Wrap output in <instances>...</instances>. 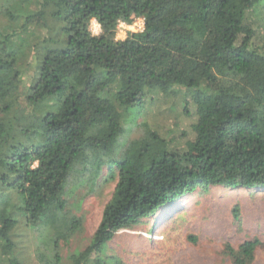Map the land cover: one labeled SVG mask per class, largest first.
I'll return each mask as SVG.
<instances>
[{"label":"trees","instance_id":"1","mask_svg":"<svg viewBox=\"0 0 264 264\" xmlns=\"http://www.w3.org/2000/svg\"><path fill=\"white\" fill-rule=\"evenodd\" d=\"M38 1L3 8L8 26L47 35L27 82V49L0 30V262L22 264L14 232L24 220L52 249L42 264H63L60 244L79 230L64 214L68 188L105 167L116 187L74 264H109L120 231L197 190L264 191V0ZM138 19L142 32L116 39ZM145 104L142 135L126 140L128 114ZM233 213L241 223L238 205ZM260 246L226 244L224 254L253 264Z\"/></svg>","mask_w":264,"mask_h":264},{"label":"rangeland","instance_id":"2","mask_svg":"<svg viewBox=\"0 0 264 264\" xmlns=\"http://www.w3.org/2000/svg\"><path fill=\"white\" fill-rule=\"evenodd\" d=\"M6 2L0 0V30L11 36L16 49L22 46L27 49L28 55L19 66L28 82L29 72L35 63L33 49L45 38L47 32L35 25L27 31H22L17 24L8 26L3 10ZM18 6L15 12L28 8L35 10L39 1L30 0V3L23 4L12 0L11 10ZM260 18L256 19L261 29L259 32L264 31V21ZM140 25L139 20L128 28L119 24L116 39H126L130 32L138 31ZM91 29L96 35L101 33L95 20ZM147 105L128 114L126 140L142 135L141 123L145 121L143 113L148 109ZM169 122L171 125L174 121L171 119ZM184 124L186 126L187 122ZM163 125L166 126V121ZM116 183L115 179L108 177L105 167L99 179H88L81 186L68 188L64 214L79 220V230L68 242L60 244L59 255L63 264H74L70 260L71 256L83 251L90 243ZM237 205L240 207L241 223L234 218L233 209ZM255 238L261 241L262 246L257 249L253 264H264V191L213 187L206 191L197 190L156 217L144 221L140 227L120 231L107 244L104 257L109 264H233L224 254L225 245L238 248L242 243ZM44 240H40L38 231L26 225L24 220L20 221L14 232V241L15 251L22 264H42V254L50 258L54 255Z\"/></svg>","mask_w":264,"mask_h":264},{"label":"built area","instance_id":"3","mask_svg":"<svg viewBox=\"0 0 264 264\" xmlns=\"http://www.w3.org/2000/svg\"><path fill=\"white\" fill-rule=\"evenodd\" d=\"M138 20H139V23H140L141 25L139 26V30L136 31V32H142V31L144 30V20H143V19H138ZM120 24H123V25L127 26V28H128V27H131L130 25H127V24H125V23H120Z\"/></svg>","mask_w":264,"mask_h":264}]
</instances>
